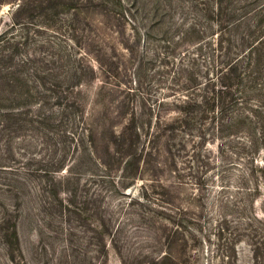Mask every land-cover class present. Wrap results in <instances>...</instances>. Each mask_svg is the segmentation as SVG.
Here are the masks:
<instances>
[{
	"label": "trees",
	"instance_id": "trees-1",
	"mask_svg": "<svg viewBox=\"0 0 264 264\" xmlns=\"http://www.w3.org/2000/svg\"><path fill=\"white\" fill-rule=\"evenodd\" d=\"M4 5L0 243L7 262L21 253L18 225L28 206L68 222L89 211L96 243L117 248L136 201L113 206L108 191L126 196L140 174L165 192L183 184L205 192L206 177L182 178L214 171L218 221L236 219L222 262L235 264L243 237L255 258L263 255L264 0H0ZM106 89L115 103L96 114ZM110 161L122 177L111 176ZM82 171L92 177L80 189ZM164 203L147 219L164 225L160 263L175 264L172 232L182 221Z\"/></svg>",
	"mask_w": 264,
	"mask_h": 264
},
{
	"label": "rangeland",
	"instance_id": "rangeland-1",
	"mask_svg": "<svg viewBox=\"0 0 264 264\" xmlns=\"http://www.w3.org/2000/svg\"><path fill=\"white\" fill-rule=\"evenodd\" d=\"M8 10L9 6L7 5L0 7L1 31L9 23ZM94 87L82 90L84 99L91 95ZM107 91L109 90L106 89L103 97L99 98L101 106L96 108V114H103L107 105L111 107L115 103L112 91L111 93ZM85 108V113L90 114L89 101L86 102ZM100 153L104 155L105 152L100 150ZM109 164L112 168L111 176L122 177L119 170L121 166L115 164L114 161H110ZM94 173L102 177L108 172L102 173L101 170H98ZM202 173L191 177H183L182 179L183 182L189 183L190 180L196 181L197 178L206 177L209 188L205 192L202 189H199V191L192 190L193 187L184 184L175 185L173 189L169 188V191L165 192L156 183L150 182L148 177L140 174L138 177H142L143 180L133 182L130 188L122 192L126 196L114 195L108 191L105 201L113 206L127 202L129 197H134L136 201L134 207L131 208L132 220L123 229L119 243H115L117 248H114V243L111 244L109 240L102 245L96 243L93 238V228H91L93 225L88 218L89 211L81 213L83 221L72 219L68 222L65 214L62 220L57 216H53L52 219L32 210L28 206L23 212L18 225L21 253H15L14 264H163L159 261L166 249L160 239V235L163 233V222L157 216L154 221H148L147 218H149L150 212L157 211L159 206H165L164 202L171 205L170 209H172L171 213L174 221L176 223L182 221V227L175 233L176 228L173 227L172 232L174 244L171 250L175 258L174 263L224 264L222 262L223 255L228 253L229 247H231L230 239L237 232L234 229L235 224L231 223L236 219H228L227 222L218 221V215L212 207L215 198L218 196L216 194L218 190L213 188V186L219 185L217 182H213L217 181L214 179L216 172H210L207 176ZM78 176L81 179L80 189L84 182H86L84 185L88 188L90 184L88 180L92 176L85 171L79 173ZM160 177L169 176L165 173ZM227 179L231 180V177H227ZM128 181H125L124 184ZM142 187H145V189L141 190ZM225 192L227 194L231 190ZM262 192L264 193V191ZM79 193L84 192L79 191ZM205 194L209 195V200L198 202V198L203 197ZM260 202L256 206L259 215ZM174 213H178V215H174ZM195 215L200 217L196 223L191 221ZM262 229L264 228L262 227ZM258 231L261 233V237L258 239L261 242L264 230ZM240 239H242L241 242L235 247V264H264V243L258 245L263 255L255 258L252 242L247 237ZM0 264H10L7 262L5 250L1 243Z\"/></svg>",
	"mask_w": 264,
	"mask_h": 264
}]
</instances>
